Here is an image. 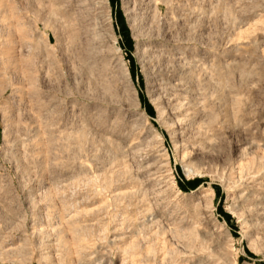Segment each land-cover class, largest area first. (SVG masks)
I'll list each match as a JSON object with an SVG mask.
<instances>
[{
    "label": "rangeland",
    "instance_id": "rangeland-1",
    "mask_svg": "<svg viewBox=\"0 0 264 264\" xmlns=\"http://www.w3.org/2000/svg\"><path fill=\"white\" fill-rule=\"evenodd\" d=\"M0 264H264V0H0Z\"/></svg>",
    "mask_w": 264,
    "mask_h": 264
},
{
    "label": "bare ground",
    "instance_id": "bare-ground-1",
    "mask_svg": "<svg viewBox=\"0 0 264 264\" xmlns=\"http://www.w3.org/2000/svg\"><path fill=\"white\" fill-rule=\"evenodd\" d=\"M124 72L126 73V75H128V71H127V69H126V67L124 68Z\"/></svg>",
    "mask_w": 264,
    "mask_h": 264
}]
</instances>
